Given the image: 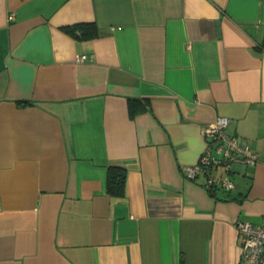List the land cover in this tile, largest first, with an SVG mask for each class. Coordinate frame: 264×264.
<instances>
[{
  "label": "crops",
  "instance_id": "0c3cea01",
  "mask_svg": "<svg viewBox=\"0 0 264 264\" xmlns=\"http://www.w3.org/2000/svg\"><path fill=\"white\" fill-rule=\"evenodd\" d=\"M262 41L264 0H0V264H237L234 221L264 217ZM217 116L260 155L229 200L182 174Z\"/></svg>",
  "mask_w": 264,
  "mask_h": 264
},
{
  "label": "built area",
  "instance_id": "2783aa9c",
  "mask_svg": "<svg viewBox=\"0 0 264 264\" xmlns=\"http://www.w3.org/2000/svg\"><path fill=\"white\" fill-rule=\"evenodd\" d=\"M85 58V54L76 56L77 61ZM228 124L227 117L217 116L204 127L205 147L202 153L196 162L182 170L187 179L196 181L203 177L201 185L206 191L212 188L225 191L233 189L234 184L227 174L231 166L237 162L254 165L260 159V155L252 151L245 140L227 132ZM218 167L224 169V175L216 181L211 172ZM233 225L239 249L237 264H264V217L258 223L237 219Z\"/></svg>",
  "mask_w": 264,
  "mask_h": 264
},
{
  "label": "trees",
  "instance_id": "16d2710c",
  "mask_svg": "<svg viewBox=\"0 0 264 264\" xmlns=\"http://www.w3.org/2000/svg\"><path fill=\"white\" fill-rule=\"evenodd\" d=\"M69 32L77 34L78 37H90L96 34L94 24H78L66 28ZM264 47V41H262ZM24 102V101H20ZM126 170L122 166L109 165L106 174V189L110 195L121 197L124 195ZM208 193L217 200H229L232 197L227 191L220 188H212Z\"/></svg>",
  "mask_w": 264,
  "mask_h": 264
}]
</instances>
